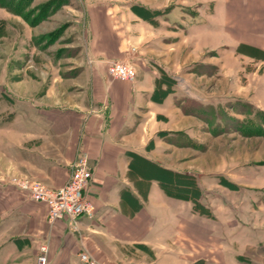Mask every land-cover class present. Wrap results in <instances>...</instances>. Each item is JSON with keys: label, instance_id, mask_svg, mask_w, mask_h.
Wrapping results in <instances>:
<instances>
[{"label": "rangeland", "instance_id": "1", "mask_svg": "<svg viewBox=\"0 0 264 264\" xmlns=\"http://www.w3.org/2000/svg\"><path fill=\"white\" fill-rule=\"evenodd\" d=\"M199 1L0 0V264H37L41 246L47 248V264H69L64 252L50 253L47 208L19 184L51 188L19 170V158L26 156L18 144L25 143L27 131L40 129L42 108L48 111L66 96L86 105L82 113H104L98 98L105 81L95 75L115 89L109 64H127L136 72L134 61L159 74L148 99L153 106L166 105L148 115L166 129L155 132L147 147L184 183L196 205L217 215L219 239L226 234L213 263L264 264V49L229 31L228 38L219 34L214 49L193 55L194 63L175 56L176 48L168 55L164 46L177 42L170 32L177 31L180 16L206 24L211 5ZM134 20L161 29L138 39L129 31ZM124 41L122 58L99 59L108 46ZM29 144V159L52 151L41 138Z\"/></svg>", "mask_w": 264, "mask_h": 264}, {"label": "crops", "instance_id": "2", "mask_svg": "<svg viewBox=\"0 0 264 264\" xmlns=\"http://www.w3.org/2000/svg\"><path fill=\"white\" fill-rule=\"evenodd\" d=\"M199 3L211 5L203 20L206 24L191 23L182 14L177 31L170 32L177 42L168 48L164 46L168 55L176 48L175 56L193 62V55L199 56L204 48L214 49L219 34L228 38L229 31L232 37H241L243 42L264 49V0H200ZM198 17H202L200 13ZM134 22L129 31L138 39L161 29ZM186 47L188 51L182 52ZM107 48L109 53L99 58L102 62L122 58L128 46L124 41ZM146 53L153 54L152 50ZM134 64L135 80H117L115 89L110 88L106 78L95 75L97 81H105L98 98L105 102L104 113H82L86 105L66 96L61 104L54 103L48 111L42 108L40 129L27 131L25 143L18 144L19 150L25 152L21 155L26 156L19 158V170L33 179L46 181L53 189L67 181L69 165L79 155H85L92 168L89 189L93 214L80 217L73 228L65 218L54 222L50 253L64 252L71 258L69 264H83L78 260L83 252L104 264H195L199 261L214 264L212 254L217 251L219 240L221 247L227 240L226 234L225 240L219 239L217 215L198 214L191 202L170 196L157 180L138 178L131 169V156L135 155L166 171L171 170L160 164L154 148L147 147L155 132L166 129L159 128L161 123L148 116L166 106H153L148 99L152 93L151 82L159 74L143 61H134ZM62 93L58 96H63ZM38 138L49 144L52 151L29 159L32 151L29 141ZM58 175L61 179L53 180Z\"/></svg>", "mask_w": 264, "mask_h": 264}, {"label": "built area", "instance_id": "3", "mask_svg": "<svg viewBox=\"0 0 264 264\" xmlns=\"http://www.w3.org/2000/svg\"><path fill=\"white\" fill-rule=\"evenodd\" d=\"M107 72L113 80L133 82L135 69L127 64L112 62ZM92 170L85 155H79L71 165L70 175L63 186L58 189L48 188L38 182L24 180L19 182L22 188L30 192L31 199L47 208V218L50 223L65 218L73 228L80 217H90L93 205L90 201L89 182ZM47 248L40 247L37 264H47ZM79 260L83 264H101L88 253H80Z\"/></svg>", "mask_w": 264, "mask_h": 264}, {"label": "trees", "instance_id": "4", "mask_svg": "<svg viewBox=\"0 0 264 264\" xmlns=\"http://www.w3.org/2000/svg\"><path fill=\"white\" fill-rule=\"evenodd\" d=\"M132 157V163H131V169L133 172L138 176V178H143L144 180H157L163 190L169 194L172 197L188 200L193 204V209L195 212L202 216L211 217V214H209L207 211H204L203 208L199 207L195 204V201L191 195H186L185 185L184 183H180L177 177L173 174H171L169 171H166L158 166H155L145 159L139 157V156H131ZM147 165V167L151 168L155 173L148 174L145 173L143 170H141L140 165ZM138 183V182H137ZM142 184V181L139 182ZM147 186V185H146ZM141 191V190H140ZM195 264H204V262L199 261Z\"/></svg>", "mask_w": 264, "mask_h": 264}]
</instances>
